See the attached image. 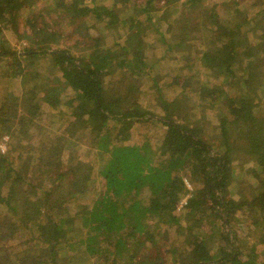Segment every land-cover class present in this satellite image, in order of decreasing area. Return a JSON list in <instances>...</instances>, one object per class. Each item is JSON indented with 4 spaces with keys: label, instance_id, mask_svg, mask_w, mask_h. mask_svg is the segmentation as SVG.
<instances>
[{
    "label": "trees",
    "instance_id": "1",
    "mask_svg": "<svg viewBox=\"0 0 264 264\" xmlns=\"http://www.w3.org/2000/svg\"><path fill=\"white\" fill-rule=\"evenodd\" d=\"M39 1L0 0V35L22 28L36 46L18 51L0 44V81L22 79L34 86L0 102V140L7 135L22 143L37 135L32 127L42 107L62 104L55 77L68 86L74 120L41 147L0 150V264H264V0H221L195 18L202 0H46L37 7ZM156 13L168 24L158 45L147 40ZM88 22L103 24L107 32L90 38ZM107 38L113 42L101 45ZM188 40L201 43L199 54L179 52ZM66 41L72 45L63 47ZM201 68L225 83H204ZM157 69L165 82L182 87L168 99L160 74L153 77L165 115L155 120L139 108L124 111L132 100L139 106L138 82ZM187 102L197 107L186 110ZM206 107L223 112L215 126L220 146L204 140L199 124ZM143 119L162 124L161 145L152 146L147 131L142 142L132 139L133 125ZM35 129L39 136L45 131ZM230 130L236 142H230ZM82 143L94 149L97 162L79 159ZM235 153L243 164L255 165L249 172L257 194L231 195L244 183L240 174L233 177ZM63 166L73 180L59 205ZM187 172L195 190L183 226L177 206L190 195ZM205 219L221 229L214 238L200 227ZM166 226L175 227L182 246L188 241L206 250L218 244L212 255L195 254L197 260L178 247L171 251L174 260L158 245L153 254L147 244L152 231L159 234Z\"/></svg>",
    "mask_w": 264,
    "mask_h": 264
},
{
    "label": "rangeland",
    "instance_id": "2",
    "mask_svg": "<svg viewBox=\"0 0 264 264\" xmlns=\"http://www.w3.org/2000/svg\"><path fill=\"white\" fill-rule=\"evenodd\" d=\"M46 0H40L38 2V4L36 5L37 7H43L45 6L47 3H45ZM47 1H51V0H47ZM186 0H181V2H185ZM221 0H202L201 5H199L194 14L192 15L194 18L196 16H201V11L205 8V6H212L213 4H216L218 2H220ZM136 3L140 4V3H144V0H135ZM161 5H163V3H161ZM187 8L184 6H181V8ZM181 9L178 8L176 10V15L179 13L180 14ZM195 15V16H194ZM159 14H155L154 15V20L151 23V25L149 24L150 27V31L147 35V40H150V43L156 42L157 43V38H159V33H163L166 32L168 30V24L166 22H163L162 20L159 19ZM253 15H250V17ZM179 16H175V19H177ZM203 22L207 23V19H203ZM88 26H90V22H88ZM174 29L177 28L176 23H174L173 25ZM21 30H23L22 28H20ZM17 31L16 33L14 32L13 29L11 28H7V29H3V33L2 35H0V44L1 43H8L7 45L12 46L13 48L17 49L18 51L22 50V47H33L36 48L35 46V40L30 39L27 40V38H25V33L23 31ZM107 32V30H104V25L102 24H97L96 26H90V28L87 30V33L89 34L90 38H94V39H98L100 36H102L103 34H105ZM124 32V31H123ZM122 32V34H123ZM113 42L112 38H107V39H103V41L101 42V45L103 46H107L109 44H111ZM88 43H92V41L90 40H86L85 39V44ZM66 45H72L71 43H68L67 41L65 42V44H63V47ZM158 47V46H157ZM156 47V48H157ZM201 48V43L199 41H191L188 40L186 42L185 47H179V52H185L188 55H193L195 54V52L197 54H199V52L201 51H196L198 49ZM157 55L158 56H164L165 55V51L164 48L162 47V45L160 47H158L157 49ZM39 62L37 64V67L40 66ZM43 63V61H42ZM2 65L0 64V70L2 69L1 67ZM203 73L201 75V80L204 83L209 84L210 86H216V85H221L223 83H225V79H219V80H215L211 77V74L209 72V70L201 68ZM46 69H44L45 71ZM160 74V80H159V85L161 86V88H163L165 90V95L168 99H173L174 97L178 96V94L181 93V86H177L172 84L170 81L165 82L164 78H165V74H162L161 71H159L157 69L156 72L152 71V75H146L143 79H140V81L138 82V87L141 88L140 91L137 93V98L139 99V106H134L131 103H134L135 105H138L135 101H130L127 104H125L123 106L124 111H129L130 108H139V110L143 113H147L150 112L156 116H154L153 118L155 120H159L160 117L157 116H164L165 115V111L163 110V108L161 107V100L160 97L158 95V87H156V85L153 82V77L157 74ZM172 74V73H171ZM170 74V75H171ZM142 80V81H141ZM53 83L56 86H60L62 88V91H60V94H62V104L57 107L56 109H52L46 105H44L41 109V114L39 115V117L35 120V124L32 127L33 132H35L37 135L33 134L31 136H29L25 141H23L22 143H17V139L16 138H11L10 136H4L1 140H0V150L2 153H7L10 149L12 148H26V146H28L29 144L33 145V148H38L41 147L42 145V141L43 140H47L49 141V139H53L52 137L59 133V129L63 130L66 126L67 123L70 121H73L74 118L70 115L72 110H74L75 108V104L73 103V101L67 96V93H69V89H67L68 86H66V84L64 82H62L61 80L58 79V77H55L53 79ZM200 85V83H199ZM33 85L29 82H24V80L19 79L17 81H10V82H6L4 79L2 81H0V102L3 100L4 96L6 94H9L11 92H15L18 95H22L23 90H27L30 91L33 89ZM226 87V86H225ZM197 107L193 102H187V106H186V110H193L191 109L192 107ZM203 107H200L199 110H202ZM219 108V107H218ZM212 109L210 107H206L204 108V114L207 116L206 120L203 119L202 124H199V126L204 127L203 130L205 133L204 136V140L208 143V144H213L215 146H220L222 145V139L220 137L219 134V130L217 129L218 125H219V118L222 117V113L220 112L219 109ZM177 109L176 108H172L170 109V113L171 116H174V114L176 113ZM152 116L149 115L147 117V119H152ZM43 127V129L45 130L43 132V134H41L39 136V133L37 131H35V127ZM147 126V127H146ZM150 126V127H148ZM215 126L216 129H215ZM132 139L134 141H139L142 142L144 140V134L146 133V131L148 132V136H150V143L152 146H158L161 145V138L164 132V127L162 126V124L157 123L156 121H150L147 123V121L145 119H143V121L141 123H137L133 125L132 128ZM90 133V132H89ZM51 134V135H50ZM15 135V134H14ZM47 135H50L51 137L47 138ZM229 140L230 142H236V134H234V130H230L229 133ZM91 137L93 139V134L91 133ZM132 140V141H133ZM174 146L177 150V152H181V144L178 140H176L174 142ZM159 151V150H158ZM173 153L167 151L166 152V156L172 155ZM77 155L79 157L80 160L85 161V162H97L98 160L96 159V154L93 148H91L89 145L87 144H80L78 146V151H77ZM68 156H69V152H66L64 154V158L63 160L65 161L64 163L67 164L68 162ZM233 160H234V173H233V177L234 180L236 179V177L240 174L241 179L244 180L242 186L240 187L239 191L237 192L238 188L236 189V191H231V195L233 197H237L239 198L241 196V194L245 191V190H249L252 194H257L259 191H257V180H255L253 178V175L249 172V170H251L252 168L254 169L255 165L253 163H248V164H243V160H241V156L240 154H233ZM57 169H54V171H56ZM241 170V172H240ZM63 173L66 176L65 181H61V187L59 189V197H58V204L60 205V203L65 202L69 196V192L71 190V185H72V181L73 180V174L66 168V166H63L62 169L58 172V174ZM94 173L95 175H97L99 173L98 171V167H95L94 169ZM187 178H185V183L187 188L190 190V195L183 198L180 203L177 206V215L180 217L181 219V224L183 226L187 225L186 218L185 215H187V209L186 206L187 204H185V200L186 198H190L193 191L195 190L192 181L188 180L189 174L188 172L186 173ZM98 183V182H97ZM91 194V193H90ZM188 201V199H187ZM74 206V205H73ZM263 215V214H261ZM244 223H246V221L244 220ZM200 227L209 235L210 238H214L215 236H217L220 232V227L216 226L214 227L211 223L210 220L205 219L203 221V223L200 225ZM214 231H219V232H215ZM152 236H150V239L148 240L149 245H151L152 247L148 248V250L150 252H152L153 254H155L156 252V247H153L154 245H158L161 247V252L166 253L165 257H167V259L171 258L174 260V257H172L171 251L178 247L179 249L181 248L184 252L186 253H191L192 256V260H197V257H195V254H197L198 252L200 253H206L209 252L210 255L213 254L214 252V247L217 246V242H215L213 244V246L207 247L206 250H204L203 246L202 247H196V249L193 248V246H190L188 241H185L186 244H184L185 246H182L180 244H182V242H180V239L178 238L177 234H176V229L174 226H166L165 228H162L159 230V234H156L155 230L152 231ZM157 241L156 244H154V242ZM146 244V245H147ZM213 247V248H212ZM259 248H262L261 246H259ZM208 250V251H207ZM167 252H169V254H167ZM262 261H264V258H261ZM168 264H173L171 261Z\"/></svg>",
    "mask_w": 264,
    "mask_h": 264
},
{
    "label": "built area",
    "instance_id": "3",
    "mask_svg": "<svg viewBox=\"0 0 264 264\" xmlns=\"http://www.w3.org/2000/svg\"><path fill=\"white\" fill-rule=\"evenodd\" d=\"M187 199H188V198H186V200H185V202H184L185 204H187Z\"/></svg>",
    "mask_w": 264,
    "mask_h": 264
}]
</instances>
